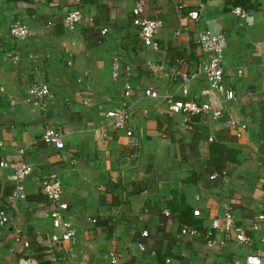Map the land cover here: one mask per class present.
I'll return each mask as SVG.
<instances>
[{
    "label": "crops",
    "instance_id": "0c3cea01",
    "mask_svg": "<svg viewBox=\"0 0 264 264\" xmlns=\"http://www.w3.org/2000/svg\"><path fill=\"white\" fill-rule=\"evenodd\" d=\"M135 1L94 0L79 7V0H0V162L31 168L13 198V169L0 168V211L9 219L0 226V264H110V253L118 264H222L242 262L251 250L264 253V223L256 219L264 212V0H249L244 19L224 0H141L143 16L162 24L157 51L142 44L132 25ZM73 10L83 20L67 31L62 20ZM191 11L199 13L197 21L187 18ZM17 21L31 31L23 42L8 35ZM205 30L231 41L223 68L247 125L239 139L222 129L224 119L187 121L170 114L162 100L143 96L152 88L181 98L171 69L197 68V35ZM34 80L53 95L43 111L25 102ZM126 84L132 88L128 98ZM205 87L203 77L196 79L191 96ZM123 103L132 111L127 127L137 146L106 118ZM46 127L59 130L62 150L41 141ZM212 143L224 159L234 151L224 160L225 181L210 179L216 173L209 162ZM49 175L62 186V216L75 229L73 243H52L63 230L52 224L56 205L41 193ZM225 208L251 247L222 230H215V246H205L206 230ZM192 225L194 237L180 234ZM17 231L28 247L15 242Z\"/></svg>",
    "mask_w": 264,
    "mask_h": 264
},
{
    "label": "built area",
    "instance_id": "2783aa9c",
    "mask_svg": "<svg viewBox=\"0 0 264 264\" xmlns=\"http://www.w3.org/2000/svg\"><path fill=\"white\" fill-rule=\"evenodd\" d=\"M143 2L137 0L134 2L132 9V25L138 29V36L142 44L154 51L159 49L157 42L158 33L162 27L159 20L150 19L143 16ZM232 13L237 17L244 19L247 16L246 11L240 7H233ZM187 18L192 21H197L199 13L191 11L187 13ZM83 20V15L78 10L68 12L62 20V24L67 31H73L75 27ZM92 21V19H89ZM47 25H51L48 22ZM102 34L105 31L101 32ZM8 35L12 40L23 42L31 36L29 27L22 22H14L9 26ZM197 47L199 52V61L197 68L180 72L176 68L171 69V79H178L180 82L179 96L180 99H175L169 93L160 94L152 88L143 90V96L151 100H162L170 114L182 115L185 120L190 121L194 117H207L212 122L223 120L222 129L232 132L235 138L239 139L246 134L247 125L239 116L233 103L235 102V90L225 81L223 59L227 47V40L222 33H213L208 30L202 31L197 37ZM118 57H115L112 64L113 78L117 77L118 72ZM240 76L241 72H237ZM203 77L206 81V87L199 92L198 96H191L190 85L196 79ZM124 97H130L131 86L125 85ZM53 95L49 87L38 80H34L27 91L25 102L34 106L41 111L46 109L47 103L52 99ZM264 101V96H263ZM146 113V111H144ZM106 118L110 121V126L113 130L123 131L127 139V143L131 146L138 145L133 129L128 128L127 124L132 118V111L125 103L120 108L110 110L106 113ZM41 141L44 144L54 147L56 150L64 148L61 133L54 127H46L41 135ZM211 141L212 138H209ZM19 154L23 150L18 151ZM11 167L13 169L11 175L8 177L9 181L14 184V191L11 198L18 197L21 191V185L25 179L30 175L31 168L22 163L19 166H12L6 162H0V168ZM211 180L225 181V173H213L210 176ZM62 186L56 175H49L41 182V193L49 201L56 205L54 212L51 214V220L54 227H60L63 232L60 237L53 236L52 243L60 244L73 243L75 240V229L73 226L63 218L62 212L67 209V205L61 201ZM168 215V212H164ZM194 217H199L200 212L194 209L192 212ZM257 221L264 223V212L257 216ZM9 221L6 213L0 211V226L5 225ZM256 229V227L254 228ZM215 230H222L224 233L232 234L234 239L239 244L249 246L252 245V240L244 233V229L237 225L234 221L232 212L229 208H225L223 213L211 221L210 227L205 232V246L212 248L218 243L215 239ZM180 234L183 236L194 237L197 230L193 226H183ZM142 236L146 237L147 232L143 231ZM15 242H21L23 246L28 247V243L22 239L18 234L15 236ZM260 243L264 245V234L260 238ZM138 248L143 250V245L139 244ZM252 249V248H251ZM110 264H118V258L110 253L108 256ZM264 261V253H259L258 250H251L244 257L242 262L233 260L222 264H262ZM31 264H37L32 260H25ZM168 262V260H166Z\"/></svg>",
    "mask_w": 264,
    "mask_h": 264
},
{
    "label": "trees",
    "instance_id": "16d2710c",
    "mask_svg": "<svg viewBox=\"0 0 264 264\" xmlns=\"http://www.w3.org/2000/svg\"><path fill=\"white\" fill-rule=\"evenodd\" d=\"M79 7L86 6L89 4H94V0H79L78 2ZM231 6V7H240L241 9L247 11L251 8L250 1L249 0H224V6ZM50 22V21H49ZM195 119L197 117H194ZM193 118V119H194ZM194 119V120H195ZM209 153H210V164L214 166L216 173L220 174L224 172V160L229 161L231 160V157L234 155V151L230 150L227 152L226 158H222L223 151L219 145H216L215 143H212L209 147ZM233 153V155H231ZM193 226V225H192ZM194 227V226H193ZM36 252V251H35ZM39 260V255L31 256Z\"/></svg>",
    "mask_w": 264,
    "mask_h": 264
},
{
    "label": "rangeland",
    "instance_id": "374dc122",
    "mask_svg": "<svg viewBox=\"0 0 264 264\" xmlns=\"http://www.w3.org/2000/svg\"><path fill=\"white\" fill-rule=\"evenodd\" d=\"M197 37H198V35H197ZM227 48H226V50H225V54H226V52H228L229 51V49L231 48V41H230V39H228L227 40Z\"/></svg>",
    "mask_w": 264,
    "mask_h": 264
},
{
    "label": "water",
    "instance_id": "95a60500",
    "mask_svg": "<svg viewBox=\"0 0 264 264\" xmlns=\"http://www.w3.org/2000/svg\"><path fill=\"white\" fill-rule=\"evenodd\" d=\"M200 1H201V3H203V4H204V3H205L207 0H200Z\"/></svg>",
    "mask_w": 264,
    "mask_h": 264
}]
</instances>
